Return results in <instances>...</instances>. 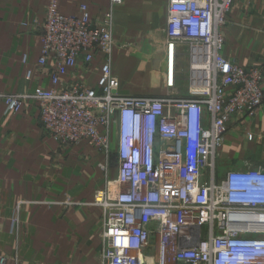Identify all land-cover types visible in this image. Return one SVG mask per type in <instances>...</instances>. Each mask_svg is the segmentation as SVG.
<instances>
[{
	"label": "built area",
	"instance_id": "built-area-1",
	"mask_svg": "<svg viewBox=\"0 0 264 264\" xmlns=\"http://www.w3.org/2000/svg\"><path fill=\"white\" fill-rule=\"evenodd\" d=\"M239 1L167 0L163 93L137 95L122 91L112 69L114 9L123 0H111L98 21L86 5L68 15L49 0L38 66L54 62L53 87L0 93L11 112L36 101L48 136L63 146L87 142L104 154L106 174L117 124L118 176L94 199L104 209L101 264H264V167L245 161L218 171L234 118L264 109V64L242 66L223 53ZM98 52L104 63L95 86L63 81Z\"/></svg>",
	"mask_w": 264,
	"mask_h": 264
},
{
	"label": "crops",
	"instance_id": "crops-1",
	"mask_svg": "<svg viewBox=\"0 0 264 264\" xmlns=\"http://www.w3.org/2000/svg\"><path fill=\"white\" fill-rule=\"evenodd\" d=\"M48 2L0 0V93L53 87L49 70L54 62L44 70L38 66ZM82 5L98 21L111 0H59L60 11L68 15L80 14ZM166 22L167 0H123L114 9L112 69L122 89L127 87L124 93H163L151 87V70L154 62L158 68L161 64ZM223 53L242 66L264 64V0L233 6ZM103 63L104 54L98 52L89 65L80 62L62 79L95 86ZM30 69L34 75L27 80ZM117 142L114 124L113 151ZM105 161L87 142L63 146L48 136L36 101L11 112L0 98V256L8 258L5 264H101L104 209L94 199L118 176V169L102 170ZM220 161L235 168L245 161L264 167V109L252 119L234 118Z\"/></svg>",
	"mask_w": 264,
	"mask_h": 264
},
{
	"label": "rangeland",
	"instance_id": "rangeland-1",
	"mask_svg": "<svg viewBox=\"0 0 264 264\" xmlns=\"http://www.w3.org/2000/svg\"><path fill=\"white\" fill-rule=\"evenodd\" d=\"M157 60V59H156ZM186 64H187V61H183V63H182V66L184 67V70L186 71ZM154 69L153 70H151V74H152V81H154L153 82V86H151V87H153L155 90H158V85H157V83H158V81H157V79L159 78V72H158V61H156V62H154V67H153ZM126 90L127 89V87L125 86V87H123V89L122 90ZM159 89H161L160 87H159ZM59 154V152H57V155ZM243 166H245V165H243ZM241 167V168H244V167ZM235 167H232V165H230L229 163H227V164H224L222 161H220V159H219V161H218V171H219V174H220V176H223L227 171H229V170H231V169H234ZM238 168V167H237ZM118 169V163H117V156H116V153H115V151H113L112 152V154H111V157H110V166H109V170L110 171H115V170H117ZM114 186H116V185H114ZM116 190H117V187H116ZM112 193H115V191L113 192L112 191ZM207 228H205V230H206Z\"/></svg>",
	"mask_w": 264,
	"mask_h": 264
}]
</instances>
